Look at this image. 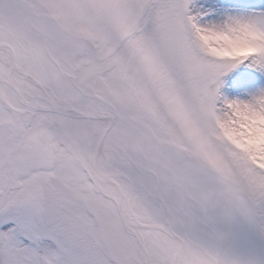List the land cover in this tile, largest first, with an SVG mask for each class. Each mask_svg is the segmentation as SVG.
<instances>
[{
	"label": "snow or ice",
	"instance_id": "snow-or-ice-1",
	"mask_svg": "<svg viewBox=\"0 0 264 264\" xmlns=\"http://www.w3.org/2000/svg\"><path fill=\"white\" fill-rule=\"evenodd\" d=\"M0 264H264V0H0Z\"/></svg>",
	"mask_w": 264,
	"mask_h": 264
}]
</instances>
